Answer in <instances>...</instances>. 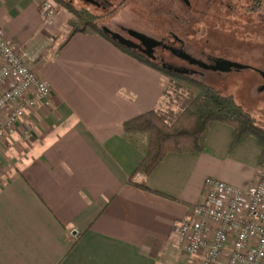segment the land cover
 Wrapping results in <instances>:
<instances>
[{"label":"crops","instance_id":"crops-1","mask_svg":"<svg viewBox=\"0 0 264 264\" xmlns=\"http://www.w3.org/2000/svg\"><path fill=\"white\" fill-rule=\"evenodd\" d=\"M39 3L0 0L6 36L35 56L51 88L26 128L0 139V264H200L174 227L205 178L250 187L256 140L233 144V129L215 121L202 151L169 152L149 174L134 171L147 136L123 122L162 108V74L99 34L75 33L57 49L65 17L45 26Z\"/></svg>","mask_w":264,"mask_h":264},{"label":"built area","instance_id":"built-area-1","mask_svg":"<svg viewBox=\"0 0 264 264\" xmlns=\"http://www.w3.org/2000/svg\"><path fill=\"white\" fill-rule=\"evenodd\" d=\"M249 1L259 6V0ZM40 14L43 24L53 21L50 5L44 4ZM32 60L0 24V139L51 98V88ZM173 233L186 254L201 257L200 264H264V158L247 189L205 178L199 201Z\"/></svg>","mask_w":264,"mask_h":264},{"label":"rangeland","instance_id":"rangeland-1","mask_svg":"<svg viewBox=\"0 0 264 264\" xmlns=\"http://www.w3.org/2000/svg\"><path fill=\"white\" fill-rule=\"evenodd\" d=\"M63 1L66 3L70 2L75 9H81L82 3L79 0ZM230 2L233 7L228 8L223 0H189V5L183 0H125L112 14L98 18L97 25L101 26L107 23V25L112 26L115 22H123L128 26L157 37L165 35L166 32L164 30L171 29L179 35L185 36L186 41L195 49L202 47L205 48L206 53H210L211 45L213 48L211 53L214 55L240 59L243 57L242 59L246 58L251 61L249 55L254 52L257 54V51L254 48H250L248 51L246 50V56L240 50L244 47L245 42L256 43L259 40L258 36L251 31L253 30L251 26L257 21V15L260 12L264 14V4L260 8V6H256L254 2L251 3L249 0H231ZM44 4L50 5L53 10V21L49 24H44L45 26H51L55 21L56 15L60 14L59 16L65 17L62 23V25L64 24L62 37L54 45L57 47L71 29L68 22L74 15L63 5L58 4L56 0H40V10ZM88 8L89 12H95L92 7ZM159 18L161 20L165 19L166 24L160 23ZM210 23L214 30L210 28ZM159 51L157 50L156 55L163 53L161 50ZM163 55L165 62H177L169 54L164 53ZM31 58L36 59L35 56ZM34 60H32L31 65L35 67L37 64H35L36 62L34 63ZM156 61L161 65L158 59ZM162 76L164 99L161 109L176 111L178 98L183 97V95L175 88L174 82L169 75L162 74ZM204 79H207L221 93L232 95L236 103L243 105L247 109H255L256 74L242 71L229 73L224 77L212 75ZM256 113V110H254V115L258 119H263L259 113ZM21 127L22 129L26 128L23 122L16 125L13 130ZM26 138L30 140L28 136Z\"/></svg>","mask_w":264,"mask_h":264},{"label":"trees","instance_id":"trees-1","mask_svg":"<svg viewBox=\"0 0 264 264\" xmlns=\"http://www.w3.org/2000/svg\"><path fill=\"white\" fill-rule=\"evenodd\" d=\"M56 2L74 15L68 22L71 29L58 44L57 49L75 33L99 34L139 62L161 74L169 75L175 88L183 95L178 98L176 111L154 109L123 122L125 132L142 133L147 136L144 156L134 171L144 175L149 174L169 152L202 151L208 127L215 121L233 129V144H238L247 137H253L261 150L260 160L264 158V122L254 115V110L236 103L232 95L221 93L207 79L168 71L156 60L111 39L97 25L98 18L104 15L75 9L63 0H56ZM223 2L228 8L233 7L230 0H223ZM210 28H213L211 23ZM198 49L206 52L205 48ZM210 49L213 50L211 45ZM139 186L148 189L144 185Z\"/></svg>","mask_w":264,"mask_h":264},{"label":"flooded vegetation","instance_id":"flooded-vegetation-1","mask_svg":"<svg viewBox=\"0 0 264 264\" xmlns=\"http://www.w3.org/2000/svg\"><path fill=\"white\" fill-rule=\"evenodd\" d=\"M69 1H71V0H69ZM79 1L82 3L81 4V10L89 11L88 7H92V9H94L95 12L92 11L91 13L96 14V15H104L105 16V15L112 14L116 10V8L118 6H120L125 0H79ZM116 1H117V3H116ZM68 3H70V2H68ZM263 4H264V0H259L258 5L260 6V8H262ZM187 5H189V3ZM159 21H160V23L161 22L164 23V25L166 24L165 19L161 20V18H159ZM99 27L100 28L106 27L110 31L119 33L120 35L124 36L125 38H129L130 40H132L138 44H140L139 41L129 35V33H128L129 30L134 29V30L143 32V33L151 36L150 34L144 32V31H141L139 29H136L134 27L128 26L123 22H115V23H113L112 26L107 25V23H105ZM251 27L253 28V30H251V31H253L254 34H256L258 36L259 40L256 41V43L245 42L244 47L240 50V52H242L243 55L245 54L247 56V51L250 48H254V50L257 51V54L254 52L251 55H249V58L251 61H248L246 58L242 59L243 57L240 59V58L228 57V56H224V55H214L211 53V49H210V53H206L205 51L195 49V47H192L188 43V41H186L185 36H183V35L181 36L171 29L166 30V31L164 30V32H166V33L163 36H159V37L153 36V35L151 36V37H154L156 39H160L166 45L182 48L186 53H188L192 57H195L197 59H200V60H203L206 62H208L210 60V64H213L215 59H217V58H225V59H228L231 61H236V62H240L242 64H245L248 66L247 68L239 69V70L231 69L228 72L203 70V69L198 68L195 65L189 64L188 61L173 55L168 49L164 48L163 45H159V46L154 47L153 53H154V56L156 57L155 60L158 59V61H160L161 63L164 62L166 65H172V66H177L180 68L188 69L189 72L193 71V73H191V74L187 73L184 75L197 76L200 78H206V77L212 76V75H215L216 77H224L226 74L238 73V72H242V71H246V72L256 74V76H257V80H256V84H255V89H256L255 103H256V105L254 104L255 105L254 110H256V112L259 113V115L263 118L262 120L264 121V76H262V74H261V72H264V14L262 12H260L257 15V21ZM157 50L158 51L161 50V52H163V53L156 55ZM164 53L172 56L174 59L177 60V62L176 63L165 62L164 61L165 57L163 55ZM198 53H199V55H198Z\"/></svg>","mask_w":264,"mask_h":264},{"label":"water","instance_id":"water-1","mask_svg":"<svg viewBox=\"0 0 264 264\" xmlns=\"http://www.w3.org/2000/svg\"><path fill=\"white\" fill-rule=\"evenodd\" d=\"M186 4L189 3L188 0H183ZM101 30L110 36L111 39L116 40L119 44L125 46L126 48L136 49L139 52L143 53L146 57L155 60L156 57L154 56V47L163 45L164 48L168 49L173 55L188 61L189 64L195 65L200 69L203 70H213V71H220V72H228L231 69H244L248 66L242 64L240 62L231 61L225 58H217L215 59L213 64H210V60L208 62L197 59L192 57L188 53H186L182 48L169 46L164 44L160 39H156L151 37L143 32L131 29L128 31L129 35L133 38L137 39L140 44L130 40L129 38H125L124 36L120 35L119 33L112 32L106 27H102ZM161 66L168 71H172L177 74H187L193 73V71H188V69L180 68L177 66L166 65L164 62L161 63ZM262 76H264V72H261Z\"/></svg>","mask_w":264,"mask_h":264}]
</instances>
